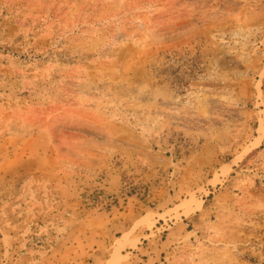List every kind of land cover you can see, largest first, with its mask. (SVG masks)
<instances>
[{
    "label": "rangeland",
    "instance_id": "1",
    "mask_svg": "<svg viewBox=\"0 0 264 264\" xmlns=\"http://www.w3.org/2000/svg\"><path fill=\"white\" fill-rule=\"evenodd\" d=\"M261 126L264 0H0V264H264Z\"/></svg>",
    "mask_w": 264,
    "mask_h": 264
},
{
    "label": "bare ground",
    "instance_id": "2",
    "mask_svg": "<svg viewBox=\"0 0 264 264\" xmlns=\"http://www.w3.org/2000/svg\"><path fill=\"white\" fill-rule=\"evenodd\" d=\"M260 130H261V137H262V135L264 134V126H261ZM261 137H260V139H261ZM260 139L258 140V142L260 141ZM119 251H120V248H117L111 264H118L119 263Z\"/></svg>",
    "mask_w": 264,
    "mask_h": 264
}]
</instances>
